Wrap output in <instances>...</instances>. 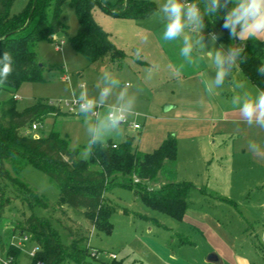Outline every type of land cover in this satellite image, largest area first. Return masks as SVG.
Masks as SVG:
<instances>
[{"label":"rangeland","instance_id":"obj_1","mask_svg":"<svg viewBox=\"0 0 264 264\" xmlns=\"http://www.w3.org/2000/svg\"><path fill=\"white\" fill-rule=\"evenodd\" d=\"M28 1L15 0L12 12L21 11ZM104 1L115 7L118 0ZM153 1L157 9L163 3V0ZM156 12L136 21L112 16L97 5L93 11L95 20L110 34L115 46L126 52V57L112 61L106 56L90 63L71 45L70 38L77 32L79 22L75 10L64 2L61 18L67 31H60L52 40H42L36 45L38 58L44 64L43 80L25 81L13 94L18 109L43 98L65 111L64 102L77 100L81 82H85L90 97L98 98L100 89L107 86L101 78L102 69H107L120 84L113 89L107 102L99 106L102 115L109 105L115 103L126 81L131 83L127 89L130 94L137 87L136 78L144 79L147 84L140 87L144 94L141 98L148 99L147 103L135 107L128 117L133 121L107 133L103 142L120 143L129 134L135 137L141 152H149L159 145L168 129L173 128L172 133L177 129L178 134H173L179 150L174 181L192 184L183 218L176 219L151 207L131 188L114 185L106 193L107 199L117 208L111 217L113 230L107 234L95 229L81 209L61 204L60 189L46 173L31 164L20 167L9 161L6 162L7 169L31 186L47 204L46 207L31 208L16 197L0 213V246L12 243L18 247L19 264H30L31 252L36 247L30 235L26 234L25 240L18 227L33 212L52 221L63 243L82 240L91 253L86 264L109 262L111 254H115L113 259L122 261V264H264V161L257 163L250 157L237 159L229 154L228 137H225V144L221 143L226 153L219 157L213 154V149L220 148L219 143L205 137L202 128H198L197 135L185 133L184 126L187 125H184L183 118L187 116L184 114L196 106L192 103L189 107L197 92L194 85L191 86L196 79L191 74L184 77L175 71L203 66L206 74H215V68L207 59L201 60L203 53L196 49L191 54L193 63H189L188 58L181 55L182 37L164 41L162 34L166 21ZM207 33L205 29V35ZM11 95L0 88V101ZM172 103L176 107L166 111L167 104ZM192 111L187 112L189 117ZM76 116L48 114L37 132L32 127L23 132L34 136L58 131L69 137L71 147L79 148V157L88 159L85 151L91 137L88 127L95 122L90 115L87 120L91 122L85 120L84 125L79 126L77 122L80 120ZM134 121L141 128L135 129ZM162 182L160 177L148 185L157 189ZM6 193L13 195L11 186ZM260 218L263 221L258 223ZM92 251H96V257ZM211 252L220 257L221 263L207 260ZM62 264L77 263L70 260Z\"/></svg>","mask_w":264,"mask_h":264},{"label":"trees","instance_id":"obj_2","mask_svg":"<svg viewBox=\"0 0 264 264\" xmlns=\"http://www.w3.org/2000/svg\"><path fill=\"white\" fill-rule=\"evenodd\" d=\"M15 0H0V55L7 51L13 56V72L0 88L12 95L0 101V213L13 198L29 204L46 207V202L26 182L14 176L6 162L23 167L31 164L46 173L60 189V203L81 209L94 228L110 234L111 219L117 209L106 196L114 185L134 190L146 204L181 220L187 207V197L192 186L187 181H174L177 161V139L168 136L152 152H141L135 137L128 136L120 143H97L91 145L88 159L79 157V149L71 148L67 136L52 130L34 137L23 132L34 123L40 124L48 114L72 115L48 99L40 98L32 105L18 109L13 91L25 81H42L44 64L39 60L36 45L42 40H52L67 25L61 18L64 2L75 10L79 27L70 38L73 49L90 63L109 56L112 61L126 57V52L115 46L110 34L97 23L94 8L100 5L115 17L144 19L157 10L153 0H118L112 7L104 0H29L19 12L13 13ZM203 4L201 0H195ZM223 14L206 16V30L222 33L220 43H239L229 39L222 29ZM61 43V42H60ZM62 44V43H61ZM246 60L238 63L243 74L260 89H264V75L257 69L264 66V41L251 38L246 42ZM38 129V130H39ZM96 166V167H92ZM159 188H150L148 183L157 182ZM11 186L12 194L7 195ZM22 234H29L35 241L37 252L30 264H62L75 261L86 264L90 251L75 239L65 244L58 230L48 217L34 212L19 225ZM9 252L17 261L19 248L9 246ZM90 253V254H89ZM115 259V258H114ZM112 259L95 264H122ZM94 264V263H93Z\"/></svg>","mask_w":264,"mask_h":264},{"label":"clouds","instance_id":"obj_3","mask_svg":"<svg viewBox=\"0 0 264 264\" xmlns=\"http://www.w3.org/2000/svg\"><path fill=\"white\" fill-rule=\"evenodd\" d=\"M163 0L157 9L156 15L164 19V30L162 38L164 41L183 39L181 55L188 58L189 63L194 49L203 53L201 60L207 59L215 68V77L208 86L223 85L231 70L238 66V63L246 60V42L251 38L264 41V0ZM217 13L223 14L222 29L228 33L229 39L233 42L225 45L219 43L221 34L215 31L205 35L207 23L206 16H214ZM225 49H227L225 51ZM140 58V57H137ZM13 56L5 51L0 55V85L7 82L13 72ZM258 73L264 75V66L257 69ZM107 86L100 89L99 97H90L86 91L85 82H81V91L77 97L79 113L87 117H96V123L90 124L88 131L91 135L89 144L86 147V154H91V145L103 143L107 133L119 129L127 118L133 113L135 107V96H129L127 89L131 83H125L116 102L107 107L104 114L96 113L98 106H103L113 94V89L120 84L118 78L114 77L110 70L102 69L101 77ZM240 87H244L243 84ZM232 104L238 107V119H242L248 126L254 123L264 129V89L257 88L255 91L245 90L242 95L233 97ZM249 148L258 156H264V149L256 143L249 142Z\"/></svg>","mask_w":264,"mask_h":264},{"label":"crops","instance_id":"obj_4","mask_svg":"<svg viewBox=\"0 0 264 264\" xmlns=\"http://www.w3.org/2000/svg\"><path fill=\"white\" fill-rule=\"evenodd\" d=\"M136 21L139 20L137 19ZM177 72L179 73V75L184 77H188V75L191 74V77L196 79V82L193 81V83L195 84H191L190 82H188L189 84H191V86L194 85L197 92L194 93V95L192 96L193 101L189 102V105L192 103H196L195 108L193 109L191 108V110H193L192 115L190 117L187 115L188 114L187 112H190L191 110L187 111L186 114H184L185 116H187L186 118L185 117L183 118L184 125H187L184 126V130H186L185 133L197 135V133L200 132L198 128H202L204 130L203 134L205 135V137H208L209 139H213L214 143L216 142L219 143L220 148L218 150L213 149L214 151L213 154H218L219 157H221L222 154L226 153V149L221 148V143H224L226 140L225 137H228L231 146V149L229 147V152H228L229 154L236 156L237 159H245L250 157L251 159L256 160L257 163L263 162L264 156L256 155L255 152L249 148V142H254L260 148L264 149V129L260 128L255 123L252 126H248L242 119H238V107L232 104V100L234 96L242 95L245 90L255 91V89L259 88L243 74V72L239 67V64L237 67L231 70L230 75L226 77L223 85H221L220 87L213 86L211 92H209L207 89L208 86L213 81L215 74L214 73L206 74V71L203 66H197V67L191 66L190 68H187V70L183 69L180 71L176 69L175 74ZM136 82H137L136 89L129 94V96H135V107L142 106L143 103L146 104L148 101V99L141 98V96H143L144 94L140 89L141 85H146L147 82H144V79L141 78L139 79L136 78ZM125 83L128 82L126 81ZM241 84H243L244 87H240ZM197 85L199 86V88ZM149 87L151 89L153 88L152 85H150ZM175 107L176 106L173 103L167 104L166 111L171 110ZM189 107H191V105ZM76 117L78 118V120H80L77 122L78 125L79 126L84 125L83 121L86 120L84 114H80ZM91 117L96 123V117L95 116L94 117L91 116ZM87 121L88 123L91 122L90 120ZM129 121L131 122L133 121V119L130 118ZM188 122L189 123L194 122L195 124L190 125L188 124ZM134 123H138V122L134 121ZM197 125L201 127H198ZM121 127H123V124ZM135 129H139V128H135ZM168 130H167L168 132L166 131L167 133L163 134L161 142L168 136H174L173 134H178L176 133L177 129H175V133H172V130H174L173 128L172 130L171 129ZM125 136L128 137L129 134ZM161 142L159 143V145L161 144ZM157 147H155L153 150H155ZM178 151L179 150L177 149V152ZM176 169H177V161H176ZM163 181H165V179ZM158 185L159 188L161 184ZM257 220L258 223L263 221L261 218Z\"/></svg>","mask_w":264,"mask_h":264},{"label":"built area","instance_id":"obj_5","mask_svg":"<svg viewBox=\"0 0 264 264\" xmlns=\"http://www.w3.org/2000/svg\"><path fill=\"white\" fill-rule=\"evenodd\" d=\"M61 43H63V41H61ZM16 98V95H15ZM64 107H65V111L68 112L69 114L72 115H80L81 113H79L78 110V105H77V100H71V101H65L64 102ZM99 109L100 107L98 106L96 108V113H99ZM124 123H128L130 124L131 122L129 121V118H127V120ZM134 128H140V124L139 123H133L132 124ZM39 129V125L37 123H34L32 125V130L37 132L36 130ZM39 135L34 134V137H38ZM24 239H27V236L24 235ZM9 246H15L14 244H10V245H1L0 246V264H19L18 260L16 261V259L14 258V256L9 252ZM37 252V247H34L32 252H31V257L35 256ZM92 255H94V257L97 256L96 251H92ZM111 258L113 259V257H115V254H111L110 255ZM35 264H43L42 261H37Z\"/></svg>","mask_w":264,"mask_h":264},{"label":"water","instance_id":"obj_6","mask_svg":"<svg viewBox=\"0 0 264 264\" xmlns=\"http://www.w3.org/2000/svg\"><path fill=\"white\" fill-rule=\"evenodd\" d=\"M207 260L210 262H215V263H220V261H221L220 257H218L217 254L214 252H211L208 255Z\"/></svg>","mask_w":264,"mask_h":264}]
</instances>
